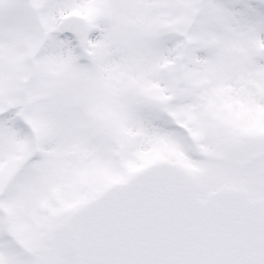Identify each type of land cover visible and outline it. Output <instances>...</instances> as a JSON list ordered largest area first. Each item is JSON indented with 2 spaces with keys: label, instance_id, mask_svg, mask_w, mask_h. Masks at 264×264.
Returning a JSON list of instances; mask_svg holds the SVG:
<instances>
[{
  "label": "snow or ice",
  "instance_id": "snow-or-ice-1",
  "mask_svg": "<svg viewBox=\"0 0 264 264\" xmlns=\"http://www.w3.org/2000/svg\"><path fill=\"white\" fill-rule=\"evenodd\" d=\"M0 264H264V0H0Z\"/></svg>",
  "mask_w": 264,
  "mask_h": 264
}]
</instances>
